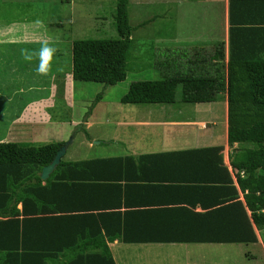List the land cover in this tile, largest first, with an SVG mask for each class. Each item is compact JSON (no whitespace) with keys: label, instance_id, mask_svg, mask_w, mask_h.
<instances>
[{"label":"trees","instance_id":"obj_1","mask_svg":"<svg viewBox=\"0 0 264 264\" xmlns=\"http://www.w3.org/2000/svg\"><path fill=\"white\" fill-rule=\"evenodd\" d=\"M233 3L231 0L227 63L225 42L196 47L190 55L182 51L174 57L176 64L166 60L161 67H145L157 70L160 80L134 82L120 98L125 105L174 104L181 89L179 101L183 103L227 100L228 143L231 148L237 145L230 156L233 174L224 164V148L215 146L84 161H65L64 156L50 178L43 181V167L67 142L41 146L0 143V264H117L109 248V243L115 241L256 244L259 236L264 237V45L258 48L253 44L264 32L248 35L251 29L237 26L261 19H253L252 11H235ZM128 5L129 0H118L116 4L118 38L72 42L74 83L114 86L125 81L134 31ZM169 64L173 67L164 69ZM179 156L184 163L183 174L161 175L160 182H168L163 196L157 193L153 200L142 203L147 207L141 209L139 204L122 212L124 203H128L127 188L122 183L141 177L128 174L131 169L158 159L172 162ZM90 184L109 189L116 203L92 209L96 206L77 197L74 206L66 208L64 198L69 195L64 191L80 194ZM155 184L152 188L159 189ZM94 194L86 198L94 199ZM199 205L205 208L203 213L196 212ZM69 211L72 215H66ZM88 217L95 219L96 227ZM29 228L36 232L28 234ZM39 231L47 235L46 247L26 246L25 239ZM73 233L81 238L94 237L93 247H69L73 242L66 244L68 247L56 244L63 239L66 242Z\"/></svg>","mask_w":264,"mask_h":264},{"label":"rangeland","instance_id":"obj_2","mask_svg":"<svg viewBox=\"0 0 264 264\" xmlns=\"http://www.w3.org/2000/svg\"><path fill=\"white\" fill-rule=\"evenodd\" d=\"M201 1L203 0H199L198 3L187 0H129V18L134 31L131 36L133 50L131 49L129 53L127 78L114 86L71 81V92L74 99L71 106L70 98H65L64 94L65 89L70 87L66 72L70 73L72 70V42L83 39L118 38L114 18L118 0H71V3L63 0H0V36H7V33L17 30L16 25H11L10 29L5 27L10 23L17 24L20 21L25 24V33L40 35L38 40L43 42L47 40L49 46L57 50L49 75L41 76L40 93L28 92L29 84L25 82L26 77L22 71L19 76L12 73L5 75L4 72H8L7 69L2 72L3 76L0 77V142L14 140L12 138L17 134L16 128L11 138L8 137L10 136L8 131L10 132L12 128L10 122L17 115L21 102L27 100L30 95V99L34 96L39 97V95L40 98H48L52 86L57 88V92L55 97H52L55 108L50 114L58 118V121L65 123L62 138L70 143L69 150L63 159L66 161L121 156L130 154L133 149L140 150L141 154L151 150L153 148L151 145L154 146V144L146 139L147 134L139 130L127 131L118 126L120 121H125L130 117H136L137 120L181 117L196 121L202 118L203 122H206L203 120L206 118L207 124L203 123L198 127H204L216 121L219 123L220 130L219 135L214 136L216 137L214 141L218 142L216 144L226 142L219 139V136H223L224 133L221 130V124L225 125V100L219 103H183L179 101L181 96V89H179L177 92L179 100L174 104L125 105L120 103V98L127 93L132 83L161 79V74L157 70L152 71L145 68L150 67L146 64L152 61V55L147 53L146 44L150 42L151 37H156L161 23L165 22L167 17L170 20L176 18L181 38L184 30H181V23L183 20H192L190 21V32L187 35L190 37L200 21L195 18L197 13L206 14L209 10V8L203 10L202 7L209 5L207 3L201 5ZM163 11L165 14L162 15ZM98 17L103 20H98ZM148 17H150V26H146L147 24L142 26L144 18ZM162 28L165 33L170 31L165 27ZM174 41L175 38L173 43L178 45ZM43 42L36 45L25 44L23 49L38 51ZM161 45L157 44L156 47H162ZM11 52L16 53L17 50L3 49L0 46V60L6 61ZM24 62L32 65L31 69H24L25 76L28 72L31 76L35 74L38 61L34 58L31 62ZM66 79L68 83L65 86ZM18 88L22 91L20 94H15ZM8 96L12 97L11 102H8ZM210 110L216 111L221 120L213 118L210 121L209 117H204ZM89 113H91L90 116ZM47 140L44 138L43 142L32 145L41 146L53 142V140L45 142ZM137 142L138 144L147 142V147L133 148L134 143ZM181 142H187V140L181 136ZM113 252L119 264H264V237L261 235L256 244H204L187 247L134 245L121 242L115 246Z\"/></svg>","mask_w":264,"mask_h":264},{"label":"crops","instance_id":"obj_3","mask_svg":"<svg viewBox=\"0 0 264 264\" xmlns=\"http://www.w3.org/2000/svg\"><path fill=\"white\" fill-rule=\"evenodd\" d=\"M187 1L198 3L199 0H187ZM233 1H234L233 9L235 11H239V12L252 11L254 15L252 16L253 19L255 17L256 19H261V22H258V23H247L246 22L245 24H239L237 26L242 27L245 30L251 29L248 35H250L253 32H258L261 35L264 31H257V29H264V22L262 21L264 20V0H233ZM201 2H202L201 5H203V3H207L209 5V6L202 7L203 10L205 11L207 8H209V10L206 12V14L197 13V17L195 18L200 21L197 23V27L193 29L192 35L190 37H188L187 35L190 32V21L192 22V20L190 21L183 20V22L181 23V30L184 29L183 33L181 34V38L179 35L180 30H179V25L176 22L177 21L176 18L170 20V18L167 17L166 21L161 23L162 25L159 27L156 37L155 38L151 37L152 39L150 40V42L147 43L148 45L146 44V49L148 51L147 53L152 55V58H151L152 61L150 62V64H146V65L155 66V67L156 65H158L161 67V63L163 61L172 60V62H174V59H175L174 57H176V54L182 51H184L185 53L188 51L187 53L190 55L193 49L196 47L209 46V45L211 46L214 43H219V42H225L226 63H227L229 59V37H230V27H231V23H230L231 0H203ZM163 14H165V11L162 12V15ZM166 16L167 14L165 15V17ZM101 19L102 18L98 17V20H101ZM144 20L145 21L142 23V25L144 23H148L146 26L148 25L150 26V17L144 18ZM11 25L13 26L16 25L15 29L17 30H13L11 33H7V36H0V46H2L3 49L7 48L8 50H12V51L17 50V52L16 53L11 52V55L7 56L6 61L2 59L0 60V77L3 76L2 72L4 71V69L8 70V72H4L5 75L7 73H12V74H16L19 76L20 72L22 71L24 77H26L25 82H28L29 84L28 92L36 91L40 93L42 89L41 76H38L37 78L36 73L35 74L33 73V75L31 76L29 72H28V75L25 76V70L27 68L31 69L32 65L26 64L24 62L25 60L23 59L21 52L25 44L36 45V44L42 43L43 42L42 40H38L41 36L37 35L36 33L34 34L25 33L26 29H25L24 22L19 21L17 24L13 22L7 25L5 28L9 27L8 29H10L12 28ZM162 27H165L166 30H170V31L165 33L163 32L164 29ZM174 38H175L174 42L177 43L178 45H174L173 43ZM44 39H46V37H44ZM47 39L49 40V38ZM157 44H160V45L164 44L165 46L161 45L162 47H156ZM253 44L256 45L258 48L260 45H264V36H259L257 39L253 41ZM17 47H19L20 49ZM187 48H189V50H187ZM19 55L21 59L19 58ZM172 67H171V64L164 65V69L170 70ZM66 73H67V77H69L70 87L69 89L68 87L67 89H65L64 96L65 98H68V99L70 98L69 103L72 106L73 101H74L73 94L71 92V86H72L71 81H73L72 70L70 73L68 72ZM67 80L68 79H66L65 81V86H66V83H68ZM51 86L52 85H50V87ZM21 91L22 89L18 88L17 91H15L14 93L20 94ZM56 92H57V88L55 86H52L50 88L48 98L46 97L40 98V95H39V97L34 96V98L30 99L31 97L30 95L27 100H24L23 102H21L17 115L10 122V127L12 125V128L10 132L8 131V133H10V136L8 137L11 138L13 137L12 133H13L14 128H16L17 134L12 138L14 140L0 142V143H10V142L18 143L19 142V143L37 144V143L43 142L42 139L44 138L48 139L45 142H48L50 140H53L54 142H65V140L62 138L63 127L65 123L62 121H58V118H55L54 116H52V114H50L51 111L55 108V102L53 101L52 97H55ZM8 97H9L8 102H11L12 97L11 96H8ZM225 101H226L225 107H224L226 109L225 125L224 123L221 124V130H223L224 133H223V136H219V139H221V141L222 140L226 141L223 144H216L218 142L214 141L215 138L219 135V132H218L220 130L219 123L215 121L210 124L209 122L210 125H207V126L204 125V127H198L200 124H203V123L207 124L206 118L203 119L206 122H203L201 121L202 118L200 119V121H196V120H192L188 118L182 119L181 117H178V119L174 117H166V119L162 117H158V118H147L143 120H137L136 117L134 118L130 117L129 119H125V121H120L118 123V126L121 128L122 127L125 128L127 131L128 130L142 131L143 133L148 135L146 136V139L153 142L154 146L151 145V147L153 148H151V150H147L145 153H142V154L140 150L137 151L133 149L130 154L127 153V154H124L121 156H115V157L139 156L143 154H166V153L179 152L181 150H187V149L222 146L224 148V150L222 151L224 164L233 174L230 156H231L233 149L236 148L237 145L231 148L228 143V102L227 100ZM204 117H209L210 121L213 118L215 120L216 119L221 120L220 118H218L219 117L218 113L213 110H210V112ZM181 136L183 137V139L187 140V142H181ZM211 140H213V142H211ZM91 145L92 144H90V146ZM69 147L67 149V152L69 150ZM143 147H147V142L145 143L141 142L140 144H138L137 142V143H134V146H133V148H137V149H140ZM108 158H111V157H108ZM158 160L159 161H154L153 163L146 164L144 167L139 168V169L133 168L131 169V172L128 173V174H132V176H141V177H139L140 179L134 180V182H130L129 180H127V183L126 181L122 183L123 188L124 189L125 187L127 188L126 195L128 199V203L126 204L124 203L123 205L122 212H124L126 208L128 209L137 208L139 204L140 206L142 205V207H139L141 209H143L144 207H147L146 205L148 204H142V203L150 202L151 200L154 199V196L157 193H159L160 196H163V193L166 192L167 190L164 185H168L166 184L168 182H164V183L160 182L161 181L160 178L162 177L161 175H165L164 177H169L170 175L171 177L182 176L184 163H182L181 161V156L174 157V159L172 160L175 162L173 161L169 162L168 160H165V159H158ZM153 183H158L155 185H158L159 189H153L155 188L154 186H151L153 185ZM64 192L65 194L69 195L64 198V200H66V208H68L70 205L74 206L73 201L74 199H77V197L83 198L85 199V201H87L88 204H93L94 206H96L95 208H92V209H105L106 208V206H104L105 204H115L117 201L114 199V196L109 191V189H105L103 186L93 187L92 184L84 186L83 189H81L80 194L78 192L73 194L74 191L71 192L69 190H66ZM91 192L95 193L93 195L94 199L86 198V196H88ZM240 197H241V200H243V194L241 192H240ZM160 198H165V197H160ZM150 205H154V204H150ZM19 208L21 209L22 205H20ZM204 209L205 208L199 205L195 210L196 212L203 213ZM69 213L71 212L69 211L66 215H72ZM93 213L96 214L98 212H93ZM88 219H90V223L95 226V219L93 217H88ZM151 227H153V225H150L149 228ZM153 230L156 232L155 229ZM27 231H28V234H29V231L30 233L36 232L33 228H29ZM97 235H98L97 239H99V233ZM46 236L47 235H44V233L41 231H39L38 234H34V236H31L30 238L28 236L25 239L26 246L46 247V245L49 243L46 240ZM94 239H95L94 237H91L88 239V236L81 238L80 235H75L73 233V235L72 234L69 235L66 242L63 239L62 241H56V244L65 243V246H66V244H70L73 242V244L69 247H93L91 243ZM119 243L121 242L115 241L114 243H109V248L117 264H119V262L113 252V249ZM134 245H159V246L171 245L172 247H181V246L187 247L190 245H204V244L140 243V244H134Z\"/></svg>","mask_w":264,"mask_h":264},{"label":"clouds","instance_id":"obj_4","mask_svg":"<svg viewBox=\"0 0 264 264\" xmlns=\"http://www.w3.org/2000/svg\"><path fill=\"white\" fill-rule=\"evenodd\" d=\"M56 51V48L49 46L48 42L44 41L38 51L23 49L21 54L23 59L28 62L35 58L38 61L35 69L37 75L46 77L52 69Z\"/></svg>","mask_w":264,"mask_h":264},{"label":"water","instance_id":"obj_5","mask_svg":"<svg viewBox=\"0 0 264 264\" xmlns=\"http://www.w3.org/2000/svg\"><path fill=\"white\" fill-rule=\"evenodd\" d=\"M69 145H70V143H67L65 146H63L57 152V154L54 157V159L52 160V162L49 165L43 167V169L40 173V177L43 181L48 180L50 178V176L55 172L57 167L60 165L63 157L66 155Z\"/></svg>","mask_w":264,"mask_h":264}]
</instances>
